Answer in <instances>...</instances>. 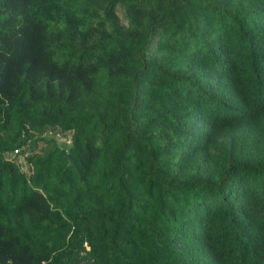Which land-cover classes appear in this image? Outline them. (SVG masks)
I'll use <instances>...</instances> for the list:
<instances>
[{"label":"trees","instance_id":"trees-1","mask_svg":"<svg viewBox=\"0 0 264 264\" xmlns=\"http://www.w3.org/2000/svg\"><path fill=\"white\" fill-rule=\"evenodd\" d=\"M81 260L264 264V0H0V264Z\"/></svg>","mask_w":264,"mask_h":264},{"label":"rangeland","instance_id":"rangeland-1","mask_svg":"<svg viewBox=\"0 0 264 264\" xmlns=\"http://www.w3.org/2000/svg\"><path fill=\"white\" fill-rule=\"evenodd\" d=\"M118 11H119V14L122 18L123 17V7L122 6H118ZM44 137L46 138H52L54 140V142H56L58 145H61V146H65V147H69L70 143H71V133H61L58 129H51V128H48L44 133L43 135ZM39 144L40 146H44L45 143L42 142V141H39ZM18 156V155H16ZM21 161V166H23L24 164V159H22L23 157L22 156H19L18 157ZM24 167V166H23Z\"/></svg>","mask_w":264,"mask_h":264},{"label":"built area","instance_id":"built-area-1","mask_svg":"<svg viewBox=\"0 0 264 264\" xmlns=\"http://www.w3.org/2000/svg\"><path fill=\"white\" fill-rule=\"evenodd\" d=\"M15 152H17V150H15ZM77 264H86V263H85V261L81 260Z\"/></svg>","mask_w":264,"mask_h":264}]
</instances>
